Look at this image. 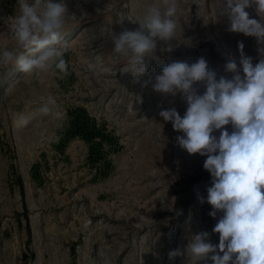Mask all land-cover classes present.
Segmentation results:
<instances>
[{"label": "rangeland", "instance_id": "374dc122", "mask_svg": "<svg viewBox=\"0 0 264 264\" xmlns=\"http://www.w3.org/2000/svg\"><path fill=\"white\" fill-rule=\"evenodd\" d=\"M152 2L66 0L68 74L0 69V264H194L187 255L169 260L168 253L183 252L202 231L219 243L212 229L222 213L213 218L211 205L198 201L211 186L206 157L182 149L183 133L158 115L175 108L183 117L186 101L133 85L106 35L110 28L116 34L139 28ZM179 7L175 38L158 40L141 81H154L170 62L201 57L217 79H230L224 65L232 57L239 67V42L254 65L261 58L254 37L227 31L221 0H179ZM17 10V0H0V48L14 47L9 25ZM90 62L107 71L94 74ZM49 95L63 121L37 116L18 130L14 114L34 112ZM44 129L59 143L42 140Z\"/></svg>", "mask_w": 264, "mask_h": 264}, {"label": "clouds", "instance_id": "9594fccd", "mask_svg": "<svg viewBox=\"0 0 264 264\" xmlns=\"http://www.w3.org/2000/svg\"><path fill=\"white\" fill-rule=\"evenodd\" d=\"M221 4L220 13L229 21L227 31L254 37L262 46L257 49L261 58L254 65L244 54L243 42L238 43L239 67L232 57L224 65V71L232 74L230 79H217V72L201 57L191 64L170 62L154 81L140 80L148 72L158 40L166 43L175 38L179 0H153L139 28L119 34L110 28L106 35L114 44L113 53L126 62L124 71L133 74V85H151L164 96L182 94L187 104L183 117L175 108L158 115L183 133L177 137L182 149L206 157L203 168L210 173L211 186L207 197L198 195V201L211 205L209 216L222 213L212 229L219 234L218 244L202 231L190 236L183 252L169 251V260L187 255L194 264L209 260L211 264H264V0H221ZM17 8L9 25L14 47L0 48V69L14 65L30 76L49 71L67 75L66 0H17ZM250 8L259 19L251 17ZM87 68L94 74L107 71L99 63L90 62ZM198 83L205 89L203 94L195 87ZM37 116L58 122L65 118L56 98L49 95L34 112L15 113L14 126L22 130ZM46 132H41L42 140L59 143V135L46 136Z\"/></svg>", "mask_w": 264, "mask_h": 264}, {"label": "bare ground", "instance_id": "6f19581e", "mask_svg": "<svg viewBox=\"0 0 264 264\" xmlns=\"http://www.w3.org/2000/svg\"><path fill=\"white\" fill-rule=\"evenodd\" d=\"M136 230V229H135Z\"/></svg>", "mask_w": 264, "mask_h": 264}]
</instances>
